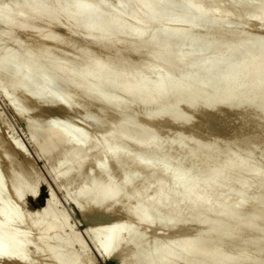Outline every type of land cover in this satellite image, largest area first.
<instances>
[{
	"label": "bare ground",
	"instance_id": "obj_1",
	"mask_svg": "<svg viewBox=\"0 0 264 264\" xmlns=\"http://www.w3.org/2000/svg\"><path fill=\"white\" fill-rule=\"evenodd\" d=\"M203 1L11 0V3L0 6V76L3 75L8 79H6L8 82L5 80L7 85H2L0 91L4 94L5 89L12 88L11 91L14 93L9 98V102L18 97L27 104L31 103L39 111L44 105L38 103L37 99L46 93L47 100H55L56 105L64 107L68 114L83 113L89 124L96 128V131L93 129L94 132H91L86 127H74L63 122L49 121L45 123V126L31 123L27 131L33 136H40V138H33L39 157L49 161V164L51 161L55 162L58 170L59 166L61 167L60 171L56 169L59 173L53 174L58 175L56 177L61 182L75 186L73 187L76 189L73 192L74 196H84L80 205L81 211L88 210L95 215L100 213L103 217L105 216L103 213H112L117 208V220L107 226L110 228L107 237L99 238L100 234L96 232L93 238L95 244H102L100 247L102 255L116 250L118 254L124 255L126 264H236L239 261L241 264H252L256 260L264 264V227H261L264 222V163L259 161L264 160L262 151L264 149L259 150L258 154L263 157L258 155L259 160L254 164L250 160L254 158V154L256 155V152H253L254 149L245 151V147L241 146L242 138H247L248 140L245 139L247 141L250 139V143H255L254 139L258 136V132L259 135L261 132L259 141L261 145L264 144V56H261L259 60L260 55L257 54L259 51H264V39L258 43L256 35V31H259L257 27L260 26L257 23L262 24L260 29L264 30V0L245 1L248 6L243 2L244 0L241 1L247 7H256V9L259 7L257 15L253 13L255 16H247L244 21H239L235 17L238 12L235 15L227 14L218 6L215 10L210 7L214 11L209 12L205 7L208 4ZM233 1L237 3H235L237 6L243 5H240V0ZM16 8L19 11H21L20 8L23 9L21 15L13 13L17 12ZM54 9L57 13L53 11ZM63 12L65 13L61 14ZM49 14L56 15L47 18L50 17ZM10 20H15V23L9 25ZM226 24L233 27H228ZM200 27L202 29L200 32L203 33L200 39H197L195 33ZM20 31L23 32V37L18 39V35L15 36ZM113 32L115 35L109 38V33ZM36 34L38 35L35 36ZM48 35L53 36L48 38ZM34 36L41 40L35 41L36 44L33 45L30 39L35 40L32 39ZM77 37L84 38L83 40L88 38V43L83 46L85 44L83 41L84 44H77V42V45L70 47L72 40ZM180 39L195 45L207 44L210 49H215L228 39H233V43L225 47L223 53L218 54L217 58L214 57L213 61L211 56L203 59L199 64L193 62L197 64L193 66L189 63V58L192 56V59L199 50L196 47L187 54L177 45L178 42L176 43ZM256 43L257 47L253 48ZM243 48L247 51L253 50L245 54ZM146 50L148 57L171 62L172 69L169 70L168 66V71H157L160 79L151 82L148 77L155 72V68L143 66L137 69L134 76L132 73L134 80L131 78L130 82L127 66H130L133 57L143 54ZM60 53L62 57H58ZM125 54L127 58L125 57L124 60ZM215 58L216 61H214ZM185 62L187 65L183 67ZM116 64L119 66L121 64L120 74L117 75L118 72L115 69H119L118 66L113 69L115 74L111 72L112 65ZM221 66L226 67L224 71L221 70L223 68ZM110 67L111 70H109ZM163 67L165 68L164 65ZM219 67L221 69L217 72ZM178 68L182 70L175 78L172 70ZM76 73L78 79L74 77ZM53 83L59 86L61 93L58 94L51 89ZM222 87L225 88V93L217 97V92ZM118 88L120 93L115 94ZM113 93L115 95H112ZM183 95L184 99L180 100ZM135 105L146 109L145 117L137 118V115L133 113ZM220 107L222 110L227 109L228 121L233 115L239 116L243 113L242 127L239 126L240 124L235 126L238 131L242 129L243 133L245 131L249 134L245 133L246 137L242 135L239 144L248 154H244V151L240 153L242 149L236 152L233 150L232 153L230 152L232 155L228 153L229 160L222 167L214 166L218 161L214 163L213 160H219L221 155L213 154L211 150L216 151L217 143L223 142L221 144L225 147L228 144L229 141L226 144V141L219 139V142L217 135L220 129L229 125L230 121L226 120L225 122L228 123H225L223 120V125L227 124L226 127L218 126L222 117L218 119V115L213 114L217 118L214 116L211 117L213 119L210 116L208 118V120L211 119L209 120L211 125L216 122L213 129L214 127V130H217L216 127L222 128H218L217 134L212 132L214 135L207 140L206 147L204 143H198L205 149L203 151L201 148L204 152L202 157L201 152L198 151L199 148L196 147L198 144L193 145L192 142H198L197 138L203 136L201 134L205 129L210 131L212 126L205 128L208 116L204 119L200 117L203 121L199 123L206 122L204 125L201 124L203 125L200 126L201 128L199 125L193 128V131L188 133V138L185 136L188 144L187 140L186 144L179 141L180 145L178 141H174L178 144L175 150L178 152L179 159H183L181 156L187 154L188 157L184 159L186 158V164L189 163V168L191 164L199 163L197 166H201L205 170L204 173L208 172V175H205L207 176L206 184L204 183L200 191L198 184L201 181L200 177L204 175L200 174V176L196 172L197 174L193 177L188 176V172L184 171L187 169L186 164L175 163V166L179 164L174 167L177 169L171 170L173 165L169 169L168 164L160 165L162 162L157 164V160L153 161L158 149L160 151L158 147L160 138L163 136L159 135L158 131L170 127L173 133L170 130L172 135L168 136L171 140L177 139L184 134L183 127L186 128L184 125L190 123L192 117H196L202 111L203 113L208 110L214 112ZM152 108H154V114L150 113ZM181 108H187L188 115L180 114ZM13 110L19 116L22 108ZM171 110H176L179 114ZM166 112L169 116L175 115L172 118L168 115L166 117ZM164 117L167 118H165L167 122L164 119L166 123L162 121ZM220 122L222 124V121ZM228 129L227 132L229 131L231 135L232 132ZM232 131L237 132L234 129ZM250 135L253 136V140ZM237 138L239 141L235 139L236 146L237 141L240 142V138ZM231 142L229 145L232 147L235 143L231 145ZM249 142H244V145L246 143L247 146ZM256 142L259 143L258 140ZM250 143L249 146L253 144L250 145ZM258 145L259 147H256ZM230 146L227 145V149ZM263 146L261 147L264 148ZM11 147L13 152L5 150L3 152L0 142V264H84L82 257L86 252L84 247H80L82 244L74 238L75 236L61 235L59 224L45 222L46 213L26 216L23 214L20 201L26 192L36 190L37 187L31 185V183L35 184L33 180L36 177L33 176V178L31 174L28 177L27 173L17 174L16 172L20 170L15 172L13 166L7 168L8 171L3 170L1 165L15 158V153L22 152L19 144ZM238 147L234 145L235 149H239ZM261 147L257 144L253 148ZM172 148L174 149L173 146ZM206 148H209V152ZM195 149L198 151L197 154L194 153ZM220 150L218 153L222 154L225 151L223 153L225 156L226 150L221 151L222 153ZM250 151L254 154L252 155ZM213 155H217L218 158L213 159ZM171 162H169L170 165ZM55 164L53 165L56 166ZM197 166H193L194 169ZM238 166L244 167L246 177L232 176L225 187L227 190H232L234 200H226L222 197L223 194H218L221 202L217 197L218 204L216 202L205 207L202 219L196 221L195 229H191L181 238H173L166 242L158 239L148 240L137 235L151 225L155 218L164 214H167L172 221L179 222L213 193L214 186L224 173L231 167ZM20 167L22 169L24 166ZM65 186L63 184L64 188ZM228 193L225 192V196ZM181 206L183 208L179 210ZM242 211H249L252 215L248 227L250 233L257 236L254 253L244 256L240 254L239 247L243 244L245 236L242 235L237 239L234 233L220 243L210 244L205 241L204 244L202 243V240L215 230L202 226L203 220L217 218L219 229L223 225L242 223L240 219ZM125 229L133 232L134 237L122 240L121 232ZM75 240L80 242L77 243L79 244L77 247L81 248L80 254H77L75 250ZM225 249H229L230 252L224 253ZM29 250L32 255L27 257ZM123 251H127V254Z\"/></svg>",
	"mask_w": 264,
	"mask_h": 264
},
{
	"label": "rangeland",
	"instance_id": "obj_2",
	"mask_svg": "<svg viewBox=\"0 0 264 264\" xmlns=\"http://www.w3.org/2000/svg\"><path fill=\"white\" fill-rule=\"evenodd\" d=\"M202 1V0H201ZM204 1H206V3L208 4L207 6L205 5V7H207V10H209V12H211L210 10H212L211 8H214V10L216 9V8H218V7H220L221 8V10L224 12V13H227V14H236V12H238V14H239V16H238V14H236L237 16H235L236 18H238V20L239 21H244L246 18H247V16L248 17H251V16H255V15H257V12L259 11V7H257V9H256V7H247L248 6V4H246V2H248V0H244L243 2L247 5V6H245L244 5V3L243 2H241L242 0H240L239 2H241L240 3V5H242V6H237L236 4V2L235 1H231V0H204ZM203 1V2H204ZM246 1V2H245ZM4 2V3H3ZM9 3H11V0H0V6L2 7V5L3 6H5V4H9ZM205 3V2H204ZM224 3V4H223ZM236 3V4H235ZM213 5V6H212ZM216 5V6H215ZM236 7H235V6ZM215 6V7H214ZM218 6V7H217ZM223 6V7H222ZM245 6V7H244ZM211 7V8H210ZM237 7H239V8H237ZM241 7V8H240ZM210 8V9H209ZM233 8V9H232ZM243 8V9H242ZM245 8V9H244ZM251 8V9H250ZM239 9V10H238ZM250 9V10H249ZM17 12H13L15 15H17V13L19 14V15H21V13H22V11H23V9L22 8H20V10L21 11H19L18 10V8H16L15 9ZM14 10V11H15ZM50 10V9H49ZM214 10H212V11H214ZM234 10V11H233ZM237 10V11H236ZM241 10H242V12H241ZM253 10V11H252ZM52 11V10H51ZM53 11H55V9L53 10ZM227 11V12H226ZM229 11L231 12V13H229ZM246 12V13H245ZM48 13H50L49 11H48ZM55 13H57L56 11H55ZM65 12H63V13H61V14H64ZM243 13V14H242ZM250 13H251V15H250ZM255 15H254V14ZM52 14H53V12H52ZM52 14H51V16H50V14H49V16L50 17H47V18H51V17H53V16H55V15H53L52 16ZM60 14V13H59ZM240 14H241V16H240ZM250 15V16H249ZM46 20H48V19H46ZM201 22V21H200ZM15 23V20H10L9 22H8V24L9 25H13ZM258 25H260V26H258L257 28L259 29V31H262V32H259V31H256V35H257V41H258V43H259V41L260 40H262V39H264V30H262V29H260L261 28V25L262 24H260V23H257ZM200 25H201V23H200ZM199 25V26H200ZM226 26H228V27H230V26H232V25H229V24H226ZM233 27V26H232ZM236 28L239 30V27L238 26H236ZM256 28V29H257ZM198 29V31H196V33H195V38H197V39H200V37H201V35H202V33L203 32H200V31H202V29H201V27L200 28H197ZM201 29V30H200ZM55 32H58L57 30H55ZM19 33H22V34H19ZM19 33H17L16 34V36L15 37H17V35H18V39H20V38H22L23 37V32L22 31H20ZM115 32H113V33H109V35H108V37L109 38H111L112 36H114L115 34H114ZM54 34V33H53ZM38 34H36L35 36H37ZM255 35V36H256ZM33 37L32 39H35V40H31L30 39V42H31V44H36V42L35 41H39V39H38V37ZM49 36V37H48ZM47 37L48 38H50L51 36H53V35H48ZM262 37V38H261ZM75 39V40H74ZM73 40H72V42H71V46L70 47H73L74 45H77V44H84L83 46H85L87 43H88V38H85V40H83L84 38H74ZM88 39V40H87ZM41 40V39H40ZM34 41V42H33ZM80 41V42H79ZM84 43H83V42ZM229 41H232L231 43L229 42ZM256 41V42H257ZM78 42V43H77ZM178 42V43H177ZM77 43V44H76ZM176 43H177V45H179V47H181L183 50H184V52H186L187 54H190L189 52H191L193 49H196V47H197V49L199 50L197 53H195V55H193V58L191 59V57L189 58V63L190 64H192L193 66H195V65H197V64H199L203 59H205V58H209V57H213L212 58V61H213V59H214V57H216L218 54H220L221 55V53H223V51L228 47V46H230L232 43H233V39H228V40H226V41H224V42H222L219 46H217L215 49H210V47H208L209 45H203V46H201V45H195V44H191V43H189L188 41H183V40H178V41H176ZM3 44V43H2ZM193 45V46H192ZM195 45V46H194ZM257 45V43L255 44V45H253L254 47L253 48H255V46ZM207 46V47H206ZM226 47V48H225ZM257 47V46H256ZM12 48V47H11ZM209 48V49H208ZM242 50V49H241ZM243 50L246 52H242L243 54L245 53V54H247V52L249 53V52H251L250 50L249 51H247V50H245L244 48H243ZM215 51V52H214ZM263 51V50H262ZM259 52H260V54H259ZM257 54H258V56L260 57L259 58V60L261 59V56H264V51L263 52H261V51H259ZM146 53H147V50H146V52H144L143 54L141 53V54H139V55H137V56H135V57H133V60H131L132 61V63L130 64V66H127L128 68L126 69L127 70V72H128V77L130 78V82H131V78H132V80H134L133 79V76H134V74L136 73V71H137V69L138 68H140V67H143V66H147V67H153V68H155V72H152L151 74H149V77L148 78H150L149 79V81L151 80V82H156L157 81V79L159 80L160 78H158V76H157V71H159V72H165V71H168V66H169V70H171L172 69V67H171V62H167V61H163V60H159V59H156V58H153V57H148V55H146ZM241 53V54H242ZM127 54V53H126ZM125 54V55H126ZM124 55V57H123V59L125 60L126 58H127V55L125 56ZM129 56V55H128ZM145 56V57H144ZM147 56V57H146ZM219 56V55H218ZM239 56V55H238ZM238 56H236V58L238 57ZM258 56H257V58H258ZM58 57H62V53H60L59 55H58ZM126 57V58H125ZM235 57V56H234ZM129 58V57H128ZM217 58V57H216ZM216 58H215V60L214 61H216ZM236 58H234V59H236ZM263 58V57H262ZM130 59H132V58H130ZM150 61H149V60ZM151 59H152V61H151ZM147 60V61H146ZM192 61V63H191V61ZM139 63H138V62ZM154 61V62H153ZM156 61V62H155ZM212 61H210V63L212 62ZM151 62V63H150ZM159 62V63H158ZM186 62H188V61H186ZM184 63L183 65H187V63ZM193 62H195V63H197V64H195V63H193ZM122 63V62H121ZM188 63V64H189ZM157 64H159V65H157ZM50 65V64H49ZM163 65L165 66V68L163 67ZM186 65L185 66H183V67H186ZM35 66V64L33 65V67ZM113 67H112V71L111 72H113L114 73V71L115 70H117V72L118 73H116V75L117 74H120V66H121V64H120V66L118 65V64H116V65H112ZM119 67V69L118 68H116V67ZM167 67V68H166ZM212 66H210V68H211ZM223 66H221V68H222ZM116 68V69H115ZM220 67H219V69L218 70H216L217 72L221 69ZM225 66L221 69L222 71H224L225 70ZM113 69H115L114 71H113ZM109 70H111V67L109 68ZM125 70V71H126ZM181 68H178V69H176V70H172L173 71V77H178L179 75H180V72H181ZM222 71H220V73H222ZM127 72H125V73H127ZM175 72H176V74H175ZM178 72H179V74H178ZM78 74H79V72H77ZM76 73V74H77ZM114 73V74H115ZM121 73H123V72H121ZM132 73H133V76H132ZM75 74V75H76ZM78 74L76 75V76H74L76 79H78L79 77H78ZM113 74V75H114ZM213 75V74H212ZM212 75H211V78H212ZM79 76H80V74H79ZM131 76V77H130ZM160 77V76H159ZM129 78H128V81H129ZM7 78L5 77V76H0V88L2 87V85H7V83L5 84V80H6ZM156 79V80H155ZM8 80V79H7ZM6 80V82H8ZM128 81H127V84H128ZM129 82V83H130ZM126 83V82H125ZM149 84H151V83H149ZM51 89H53L54 91H56V93H61V90L59 89V86L58 85H55V83H53V84H51ZM58 89V90H57ZM6 91V93H4L3 94V92H1L0 91V135H1V149L3 150V152H5V151H8V152H13V147H11V146H14L15 144H19L20 145V147H21V149H22V152H17V153H15V158L18 160H16L15 161V158L13 159L12 157V159H10V160H8L7 161V164H3V165H1V167H3V170L4 171H6L7 170V168H11V166H13L12 168H14L13 170L16 172V170L18 171V170H20L19 172H16L17 174L19 173L20 175L22 174L23 175V173L25 174V173H27L28 175H26V176H28L29 177V174H31V176L33 177H36V178H34V180L35 179H37V181L39 182L38 184L33 180V178H32V180H33V182L35 183V184H33V183H31V185L32 186H34V187H37L36 188V190H34V191H28V192H26L24 195H23V198H22V200L20 201V207H21V210H22V212H23V214H25V216L26 215H29V214H34V215H41V214H43V213H46V217H45V222H47V223H57V224H59L60 225V232H61V235H66V234H71V235H73V236H75L74 238H77L76 240H79V241H76V245H75V250H76V252H77V254H80L81 253V251L79 250V249H81L80 247H84L83 249H84V251L87 253V255H86V253H84L83 254V257H82V262L84 263V264H126V261H125V257H124V255H120V253L118 254L117 252H116V250H113L111 253H107L106 255H102L101 254V252H100V247H101V245L102 244H95V242H94V236H95V234H96V232L97 233H99L100 234V236H99V238H106L107 237V235H108V233H109V231H110V228L109 227H107V226H109V224L110 223H115L116 222V220H117V217H116V212H117V208H115V210H113L112 211V213H110V212H105V213H103V215L105 214V216H103L102 217V214H100L101 216H99V214H91V211H88L87 210V212L86 211H81L80 210V205L82 204V202H83V199H84V196H80V197H76V196H74L75 194H73V192L76 190L75 188L73 189V187H75V186H73L71 183H66V184H70V185H66L65 184V182H61V180L60 179H58L56 176H58V175H54L53 173L55 172V173H59L58 171H60L61 169V167L59 166V170L57 169L58 168V166L55 164V162L53 163L52 161H51V164H49L50 162L49 161H47V160H45V159H42L41 157H39V155H38V153H37V149H36V147H35V141H34V139H36L37 137H39L40 138V136H38V135H35V136H33V135H31V134H29V132L27 131L28 130V126H29V124H31V123H38V124H40V125H42V126H45L49 121L50 122H52V123H59V122H63V123H66L67 125H70V126H77V127H86L87 129H89L91 132H94L93 131V129H95V131H96V128H93V126L91 125V124H89V121H88V119L85 117V115L83 114V113H80V115H78L79 113H75V115H73V114H68L67 113V111H65L66 109L64 108V107H58L57 105H56V102H55V100H47V97H46V93H43L42 95H40L39 97H38V99H37V102L38 103H42L43 105H44V107H40V111L39 110H37L38 108L37 107H34V105H32L31 103H29L28 102V104H27V102H24L22 99H20V98H18V97H15L13 100H12V102H9V98L10 97H12V95H13V93H14V91L12 92L11 90H13L12 88L11 89H5ZM9 90V91H8ZM225 88L224 87H222V88H220V90L217 92L218 93V96L217 97H219V96H221L222 94H224L225 93ZM101 93H103V91L101 90ZM120 93V89L118 88V89H116L115 90V94H119ZM114 93L112 94V95H115ZM7 95V96H6ZM111 95V96H112ZM6 97V98H5ZM184 95H183V97L181 96V99L180 100H182V99H184ZM8 98V99H7ZM5 99V100H4ZM216 99H218V98H216ZM7 100H8V102H7ZM139 108H138V107ZM18 107H21L22 108V110H21V112H20V114H19V116H17L16 115V113L14 112V110L13 109H15V108H18ZM62 108V109H61ZM64 109V110H63ZM134 110H135V112H134V110H133V113L135 114V115H137V118H139V117H145L144 116V114H145V112H146V109L143 107V106H140V105H135V108H133ZM145 109V110H144ZM226 109V108H225ZM181 110V111H180ZM171 111H173V112H175L174 110H171ZM187 111H189V110H187V108H181V109H179V112H180V114H183V115H188V112ZM224 111H226V112H224ZM140 112V113H139ZM155 113V111H154V108H152L151 109V112L150 113ZM173 112H169V114L170 113H173ZM177 112V111H176ZM175 112V113H176ZM227 109L226 110H224V108H223V110H222V108L220 107L219 109L217 108L216 110H214V112L212 111L211 112V110H208V112H206L205 111V113H203V111H202V113H199V115H196V117H192L191 118V122L189 123L188 122V124H186V125H184V126H186V128H184L183 127V129H185L184 131H182V133L184 132V134H181L179 137L180 138H182L183 136H184V138H182L181 140H180V138L179 137H177V139L175 138L174 140H171V138L169 137L170 135H172V130H171V128L170 127H168V128H166L165 130L164 129H158V130H160V132L158 131V134L159 135H163L161 138H160V146L158 147V148H160V151H159V149H158V152H157V154H156V156L154 157V159H153V161L155 162L156 160V162H157V164L159 163H161L160 165H163V164H168V166H169V169H171V166H172V169L171 170H173V169H177V168H174V167H177L179 164L180 165H182V164H186V158L184 159V157H188L187 156V154H184V155H182L181 157L183 158V159H179V156L177 155L178 154V152H176V145H180V142L182 141L183 142V144H186L187 142H188V139H186V137H187V135H188V133H190V131L192 132L193 131V128L195 129V127H198L197 125H199V127L201 126V124H203L204 125V123L207 121V122H210L209 124L206 122V127L205 128H209L210 126L209 125H211V121H209V120H211V119H213V118H211L212 116H214L213 114H215V115H218L217 117H218V119H220V117H222V119H220V121H222V124H221V122L219 121L218 123H220V124H218V126H220V125H223V123L228 119V118H226V117H229V115L227 114ZM149 113V114H150ZM153 113V114H154ZM168 112H166V114H165V116L166 115H168L167 114ZM178 113V112H177ZM187 113V114H186ZM190 113V112H189ZM227 115H226V114ZM148 114V115H149ZM152 114V115H153ZM174 114V113H173ZM179 114V113H178ZM221 114H223L222 116H221ZM239 114V113H238ZM243 113H240L239 114V116L236 114V115H233L231 118H229L230 120V122L228 123V122H225V123H228L229 125L226 127L225 125H227V124H225V125H223L222 127H226L228 130H230V127H232L231 129L233 130H237V135H236V133L234 132V131H232V130H230L231 132V135H229V131L227 132V129L226 128H222V127H220V128H222V129H220L219 127H216V129L218 130V128L221 130L219 133H218V131L217 130H214L215 129V127H214V129H213V125H216L215 123H212L213 125H211L212 127H211V132L209 131V129L206 131V129H205V131H204V133H202L201 135H203L202 137H199V138H197V140L196 141H198V142H192V144L193 145H195V143H201L202 142V144L204 143V146L206 147V144H207V140L209 139V138H211L210 136L211 135H214L212 132H215L216 134L218 133V135H217V138H218V140L220 139L221 141H226V144H227V141H229V142H231L230 144L231 145H233L234 143V145H235V147H238V145L241 143V140H242V143H241V146H243V147H245V151H247V150H249V149H251L252 148V150L254 149V151L253 152H256V155L254 154V153H251V151H250V153L253 155L254 154V158H252V156L250 157V158H252V159H250L251 160V163H257V161L259 160V157H257L258 155H260V156H262L263 157V155H261V154H258L259 153V150H261V149H264V148H262L261 146L262 145H264V144H262L261 145V143H260V141H259V139H260V135H261V132H260V135H259V132H258V136L257 137H255L256 136V133L253 135L254 137H255V143H257L256 142V140H258V142L259 143H257V144H260V149H257V148H253L255 145H257V144H255L254 142H251V143H253V144H255V145H253V147H251L252 145H251V143L249 142L250 141V139H249V141H247L248 139L247 138H245V139H247V140H245L244 138H242L243 136H245V131H244V133H243V131H241L242 129H239V131H241V132H239L238 131V129H236L237 127L235 126V125H239V126H241L242 127V125H243V122L244 121H242L243 119H244V115H242ZM142 115V116H141ZM175 115V114H174ZM174 115H172V114H170V116H171V118H172V116H174ZM224 115H226V116H224ZM241 115V116H240ZM169 116V115H168ZM168 116H166V117H168ZM169 116V117H170ZM194 116V115H193ZM208 116V117H207ZM209 116H210V118L211 119H209L208 120V118H209ZM166 117H164L163 119H162V121L166 118ZM198 117V118H197ZM200 117L201 118H205V117H207V120L203 123V122H200L199 123V121H203V120H200ZM216 116H214V118H217ZM66 118V119H65ZM71 118V119H70ZM136 118V119H137ZM195 118V119H194ZM224 118V119H223ZM68 119V120H67ZM167 119V118H166ZM165 119V120H166ZM165 120L163 121V122H165ZM170 120V119H169ZM168 120V121H169ZM223 120H224V122H223ZM76 123H75V122ZM86 121V122H85ZM88 121V122H87ZM69 122V123H68ZM162 122V123H163ZM166 122H167V120H166ZM165 122V123H166ZM46 123V124H45ZM74 123V124H73ZM165 123H163V124H165ZM5 124V125H4ZM231 124V125H230ZM188 125V126H187ZM202 125V126H203ZM92 126V127H91ZM201 126V127H202ZM234 126H235V128H234ZM239 126H238V128H239ZM200 127V128H201ZM168 129V130H167ZM192 129V130H191ZM226 129V131H224ZM170 130H171V132L172 133H170ZM203 130H204V128H203ZM223 130V131H222ZM169 131V132H168ZM162 132V133H161ZM168 132V133H167ZM166 133H167V135H166ZM211 133V134H210ZM223 133V134H222ZM240 133V134H239ZM241 133H243V134H241ZM249 133V132H248ZM157 134V135H158ZM166 136H165V135ZM235 134V135H234ZM155 135V134H154ZM157 135H155V136H157ZM169 135V136H168ZM224 135V136H223ZM243 135V136H242ZM246 135H249V134H247L246 133ZM31 136V137H30ZM33 136V137H32ZM168 136V137H167ZM182 136V137H181ZM186 136V137H185ZM235 136H236V138H235ZM250 136H252V135H250ZM250 136L248 137V138H250ZM253 136L251 137V139L253 138ZM35 137V138H34ZM154 137V136H153ZM168 139H167V138ZM233 137V138H232ZM237 137H239L240 138V142L238 143V141H239V139L237 138ZM246 137V136H245ZM34 138V139H33ZM173 138V137H172ZM188 138V137H187ZM224 138V139H223ZM230 138V139H229ZM237 140L238 139V141H237V146H236V141H235V139ZM242 138V139H241ZM258 138V139H257ZM232 139V140H231ZM2 140H4V141H2ZM37 140H39V139H37ZM164 140V141H163ZM187 140V141H186ZM220 140H219V142H220ZM253 140V139H252ZM261 140V139H260ZM34 141V142H33ZM40 141V140H39ZM166 141V142H165ZM174 141H180L178 144H176L177 142H175L174 143ZM185 141H186V143H185ZM4 142H5V145H4ZM10 142V143H9ZM17 142V143H16ZM163 142V143H162ZM169 142V143H168ZM229 142H228V146H230L229 145ZM234 142V143H233ZM244 142H249L250 143V145L251 146H249V143H247V146H248V148H246L247 146H246V143H245V145H244ZM12 143V144H11ZM15 143V144H14ZM199 143V144H200ZM222 144H223V142H221ZM221 143H217V144H215V147H216V145H218V147H219V144H220V147L218 148V147H216V151L215 152H213V150H211V153H217V155L219 154V156L221 155V157H219L218 158V156L217 155H213V159L214 158H218L219 160H213L214 161V163H216V161H218L217 163H216V165H214L215 167H222L223 166V164H225L228 160H229V154L228 153H232V151L234 150L235 152L236 151H239V150H241L243 147H241L240 145V147H238L239 149H235L234 148V145L230 148V147H228V149H227V145H226V147L224 146V145H222ZM225 143V142H224ZM7 144H9V145H7ZM10 144H11V146H10ZM188 144V143H187ZM198 144V145H199ZM201 144V145H202ZM163 145V146H162ZM164 145H167V146H164ZM191 145V144H190ZM192 145V146H193ZM198 145H196V147H198L199 148V150L198 151H200L201 152V156H202V154L204 153L203 151H205V149H204V147H203V145L202 146H198ZM172 146L174 147V149L172 148ZM225 148H223V147ZM215 147H213V149H215ZM256 147H259V145L258 146H256ZM264 147V146H263ZM197 148V149H198ZM201 148H203V151H202V149ZM223 150H222V149ZM165 149H166V152H165ZM201 149V150H200ZM209 148H206V151L208 150ZM220 150V152L222 151H224V150H226V155L224 156V152L222 153L223 154V157H222V154H220V153H218V151ZM247 149V150H246ZM256 149V150H255ZM1 150V151H2ZM5 150V151H4ZM196 150V149H195ZM230 150V151H229ZM172 151V152H171ZM197 150L194 152V153H196V152H198ZM244 150L242 149V152H240V153H244L243 152ZM263 152H264V150H262ZM164 152V153H163ZM171 152V153H170ZM174 152V153H173ZM203 152V153H202ZM207 152H209V150L207 151ZM169 153V154H168ZM193 153V154H194ZM230 153V155H232ZM234 153V152H233ZM160 154V155H159ZM173 154H175V155H177V156H174ZM197 154V153H196ZM199 154V153H198ZM206 154V153H205ZM205 154H204V156H205ZM208 154V153H207ZM228 154V155H227ZM244 154H246V152L244 153ZM247 154H248V152H247ZM246 154V155H247ZM17 155V156H16ZM173 155V156H172ZM26 156V157H25ZM161 156V157H160ZM166 156V157H165ZM168 156V157H167ZM217 156V157H216ZM173 157V158H172ZM180 157V158H181ZM203 157V156H202ZM27 159V160H26ZM175 159V160H174ZM260 159H262V158H260ZM263 159H264V157H263ZM262 159V160H263ZM13 160H14V162H13ZM29 160V161H28ZM166 160V161H165ZM169 160V161H168ZM171 160L174 162H171ZM180 162H179V161ZM183 160H185V161H183ZM261 163L263 162L264 163V160L263 161H261V160H259ZM11 162H13V164L11 163ZM169 162H171L172 164L170 165L169 164ZM8 163H9V165H8ZM12 165H11V164ZM20 163V164H19ZM177 163H179L177 166H175ZM182 163V164H181ZM14 164H17V165H14ZM53 164H55L56 166H54ZM175 164V165H174ZM194 164V165H193ZM193 164H191L190 165V168H192L193 166H197V165H199V163H193ZM17 166H18V169H17ZM20 166H24L25 167V169H24V167H22V169H23V171L21 172V167ZM50 166V167H49ZM16 167V168H15ZM54 167V168H53ZM185 167L187 168V169H185L184 171L187 173V175L188 176H194V175H196L197 173L196 172H198V174L200 175V174H202V175H204V177L202 176V177H200L201 178V181H200V183L198 184V190H200V189H203V187H204V183L206 182V180H207V176H205L206 174L208 175V172L206 171L205 173H204V169H202V167L201 166H197V168L196 169H194L195 167H193L192 168V170H189L190 168H189V163L188 164H186L185 165ZM200 167H201V169H200ZM6 168V169H5ZM181 168H182V166H181ZM198 168H199V170H198ZM54 169H55V171H54ZM56 169L58 170L57 172H56ZM184 168H182V170H183ZM25 170H27V171H25ZM187 170V171H186ZM195 172H194V171ZM202 170H203V172H202ZM8 171V170H7ZM25 171V172H24ZM31 171V172H30ZM32 171H33V175H32ZM53 174V175H51V174ZM245 173H246V171H245V169H244V167H241V166H238V167H231V169L230 170H228L226 173H224L223 175H222V177L220 178V180H219V182L216 184V186H214V189L215 190H213V193L209 196V197H207L206 199H204V200H202L201 201V203H199V205H198V207L195 209V210H192L191 212H189L187 215H185L179 222H174V221H172L171 219H170V217L167 215V214H164V215H161L160 217H157V218H155V220L153 221V223L151 224V225H149L147 228H145V229H143V230H141L137 235H139L140 237H142V238H146V239H148V240H155V239H158V240H160V241H162V242H166V241H169V240H171V239H173V238H181V237H183L184 235H186L191 229H195L196 227H197V222L196 221H198V220H200V219H202V216H203V211H204V209H205V207H207V206H210V205H212V204H214V203H216L217 202V204L219 203V201L221 202V197L219 196L218 197V194H220V195H222V197L223 198H225L226 200H229V199H231V200H229V201H233L234 200V195L233 194H231V191H230V189H226L225 187L229 184V181H230V179H231V177L232 176H235V177H238V176H242V177H246V175H245ZM248 173H250V172H248ZM192 174V175H191ZM252 174V173H251ZM25 176V175H24ZM53 176V177H52ZM201 176V175H200ZM56 178V179H55ZM58 179V180H57ZM32 180H31V182H32ZM59 183H61V184H59ZM63 184H64V186H65V188L63 187ZM206 184V183H205ZM36 185V186H35ZM38 185V186H37ZM72 185V186H71ZM206 186V185H205ZM68 188V189H67ZM62 189V190H61ZM70 189V190H69ZM205 189V188H204ZM223 189V190H222ZM247 189H249V188H247ZM68 190V191H67ZM227 190V191H226ZM201 191V190H200ZM199 191V192H200ZM221 191H223L224 193H222ZM67 192H68V194H67ZM203 192V191H202ZM221 192V193H220ZM225 192L226 193H228V192H230V194L228 193V195L226 194V196H228V197H226L225 196ZM201 193V192H200ZM216 193V194H215ZM230 195V196H229ZM220 199L219 201H218V198ZM223 198H222V200H223ZM183 208V206H181L180 208H179V210L180 209H182ZM114 212H115V214H114ZM107 213V214H106ZM111 214V215H110ZM108 215V216H107ZM114 215V216H113ZM99 216V217H98ZM109 216H111V217H109ZM105 217H107V218H105ZM109 217V218H108ZM114 219V220H113ZM240 219H241V222L244 224H242V223H236V224H233V225H228V226H226V225H223L221 228H219L218 229V226H217V222H219L218 220H217V218H215V219H211V220H203V223H202V226H204L205 228H208V229H215L214 231H212V233L210 234V235H208L205 239H203L202 240V243L204 244V241H205V243H210V244H216V243H220L221 241H223V240H225V239H228L229 237H231V233H234L235 234V238H237V239H239L242 235H244L245 237V240H243V244L239 247V253L240 254H242L243 256L244 255H248V254H251V253H254L255 251H256V246H255V242H256V237L257 236H255V235H252L251 233H250V228L248 227V222L252 219V215H251V213L249 212V211H242L241 212V214H240ZM107 224V225H106ZM106 225V226H105ZM261 227H264V222L261 224ZM27 231H29V230H27ZM121 239L122 240H129L130 238H132V237H134V233L133 232H131L130 230H127V229H125V230H123L122 232H121ZM207 241V242H206ZM80 243V244H82L79 248L77 247L78 245H77V243ZM151 246V245H150ZM264 249V248H263ZM123 252H125L126 254H127V251H123ZM230 252V250L229 249H225L224 250V253H229ZM32 255V252H31V250H29L28 252H27V257H30ZM86 257V258H85ZM193 259H195V258H193ZM236 264H241V261H239V262H237ZM252 264H262L260 261H258V260H256L255 262H253Z\"/></svg>",
	"mask_w": 264,
	"mask_h": 264
}]
</instances>
